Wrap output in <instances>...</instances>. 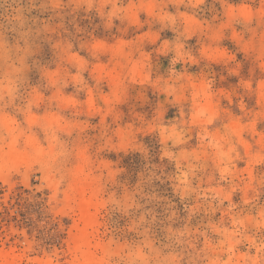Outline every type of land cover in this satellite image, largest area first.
Masks as SVG:
<instances>
[{
	"label": "rangeland",
	"instance_id": "374dc122",
	"mask_svg": "<svg viewBox=\"0 0 264 264\" xmlns=\"http://www.w3.org/2000/svg\"><path fill=\"white\" fill-rule=\"evenodd\" d=\"M152 3L176 23L162 26L149 14ZM130 4L140 9V26L117 17L109 26L113 8ZM262 9L264 0H0L9 62L19 67L27 50L24 82L10 103L7 96L0 102V253L7 264H81L72 242L84 228L83 210L93 221L89 252L100 264L149 257L153 264L181 249L187 259L224 240L213 226L238 232L239 243L231 252L227 245L209 250V259L260 264ZM233 13L252 20L236 23ZM177 42L195 63L177 59ZM209 81L206 102L200 88ZM161 128L175 129L178 140L165 139ZM101 134L110 143L97 151ZM17 148L32 157L10 163ZM229 148L230 174L222 180L220 153ZM80 169L91 201L82 212L70 185ZM213 189L222 190L220 198Z\"/></svg>",
	"mask_w": 264,
	"mask_h": 264
},
{
	"label": "clouds",
	"instance_id": "9594fccd",
	"mask_svg": "<svg viewBox=\"0 0 264 264\" xmlns=\"http://www.w3.org/2000/svg\"><path fill=\"white\" fill-rule=\"evenodd\" d=\"M178 3H182L183 0H177ZM148 7L151 8V12L149 13L152 15L162 26L166 25H173L176 23V16H173L169 14L168 12L163 10L162 3H152L149 4ZM139 8H135L131 4L127 8L119 9V8H113L112 12L108 14L109 17V26H111V20L113 17H117L121 20H128L130 24H135L137 27H139V21L137 19V13L139 12ZM183 15V14H181ZM260 15L264 16V9L260 11ZM232 21L236 23H250L252 20L251 16H245L243 18V21L241 20V15L239 13H233L231 17ZM189 36L191 35V32L187 33ZM183 35V33H182ZM261 47L264 48V38L261 40ZM184 45L182 43L177 42L174 46V50L177 53V59H184L185 56L188 57L189 60H192L193 63H195V60L188 55V53L183 52ZM169 50L168 45L166 43V46L162 49V51ZM20 50L17 49V52ZM27 54V50H24V55H20L17 59L19 61V67L15 66L14 63L9 62L11 58L9 57V50L7 49V46L0 42V59L4 60L6 63V66H0V102L4 101L5 97L7 96L9 98V103L13 98H15L17 92H18V82L23 83V71L27 67L25 64V55ZM148 63L147 57H145L143 63L141 64V69L144 65ZM173 64L176 63V60L172 61ZM81 70H83V65ZM143 80H147V76L145 75L143 77ZM211 82L204 84L200 88V92H203L205 95V100L207 102L209 93L207 89L209 88ZM164 91L168 92L169 94H176L177 89L173 88L171 86H168L164 89ZM183 88L180 89V95H177L176 99L179 101L183 98ZM198 93H194V96ZM207 109L205 107H201L200 111L197 113L199 116H203L205 111ZM111 111V109L109 110ZM208 123L211 122L210 117L207 120ZM161 134L163 135L165 131H168V135H166L165 139H170L172 137H176L177 140L179 138V134L175 132V129L172 130H165L163 128L160 129ZM129 133L125 132L124 135L127 136ZM99 140H101L103 143L97 148V151L102 150L104 147H107L110 143L109 139H105V136L101 134L100 137H98ZM234 151L233 148H229L228 152H221L220 157L227 161L225 166L221 169V179L223 180L226 175L230 174V170L228 168V164L231 163V157H229V152ZM68 174V172H66ZM214 198H220L222 195L221 189H213ZM222 199H228V196L225 194L222 196ZM213 231L220 233L224 236V240L220 242V245L217 248H212L210 245L206 246V249H201L200 252H196L194 255L192 253L187 254V259H185V250L181 249L180 252L176 253V255L171 257H165L162 259H154L153 264H198V261L201 259H206L207 264H229V261L231 260V256H229L228 260H221L219 256H215V258H208V251L217 252L219 250H222L225 245H227V250L231 252L233 243H239V240H236L233 242V237L238 235V232L231 231L229 232L226 229H223L221 227L213 226ZM184 235V233H180L177 235V241L179 242V237ZM201 252L204 253V256L201 257ZM257 252H264V245H262L260 248H257ZM255 260V258H253ZM144 264H150V257L148 259L144 260ZM260 264H264V259L261 260Z\"/></svg>",
	"mask_w": 264,
	"mask_h": 264
},
{
	"label": "bare ground",
	"instance_id": "6f19581e",
	"mask_svg": "<svg viewBox=\"0 0 264 264\" xmlns=\"http://www.w3.org/2000/svg\"><path fill=\"white\" fill-rule=\"evenodd\" d=\"M232 124H233V122H232ZM238 125H239V123H238ZM245 143H247V142H245ZM31 157H32V154H30L29 152H26L24 150L17 148V149L12 150L11 153L8 155V161L12 164L23 163L26 160L30 159ZM81 173H82V170L80 169L78 174H76L75 176L72 177L70 185L73 189L74 196L77 198L76 200H78L77 205L79 207V210L82 212L83 208L86 210L85 206L87 207L88 203H90L91 201H90V198L86 199L84 196L85 186H86L85 182L86 181H85V177H83V175ZM85 213L83 210V213H81V216H80V217H82L83 220L81 218L80 219L82 221H84V222H82V223H84V226H83L84 228H82L83 231L80 230L82 232L81 234L79 232L80 236L74 235V238H73L74 242H72V243H74L73 247L76 250H80L81 264H100L99 261L93 260V257L91 256V254L89 252V242H88L89 240H87L88 239V233L86 234V232H87V228L89 227V225L92 224L93 221L91 222L92 218H90L89 216H85L84 215ZM86 218H89V219H86ZM75 236H76V239H75ZM73 239H72V241H73ZM7 256H8L7 253H0V260L2 261V264H7V261H8Z\"/></svg>",
	"mask_w": 264,
	"mask_h": 264
}]
</instances>
